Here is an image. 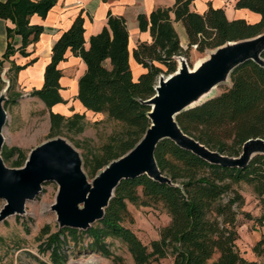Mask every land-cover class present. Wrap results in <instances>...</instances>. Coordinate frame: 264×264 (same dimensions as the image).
I'll use <instances>...</instances> for the list:
<instances>
[{"label": "trees", "instance_id": "trees-1", "mask_svg": "<svg viewBox=\"0 0 264 264\" xmlns=\"http://www.w3.org/2000/svg\"><path fill=\"white\" fill-rule=\"evenodd\" d=\"M190 1L174 0L171 7L156 8L147 17H136L138 31H148L150 37L149 43H137L131 50L135 64L145 70L136 80L131 76L127 31L120 17L108 14L106 26L89 37L87 48H84L82 19L76 17L52 45L49 62L43 70L42 85L28 93L29 97L40 100L47 110V139L69 132L78 134L84 128L83 114L72 113L64 117L50 111L53 105L65 103L58 93L60 72L57 64L64 60L67 49L85 66L77 80L75 99L86 112L103 114L122 126L120 134L110 137L98 153L82 156V167L90 178L139 141L149 126L146 117L149 107L143 102L153 96L159 74L167 76L174 72L175 57L190 48L202 53L226 42L253 38L264 31V0H234L233 9L258 15L254 23L243 19L227 20L222 9H213L210 5L202 14H197L189 10ZM55 2H0V19H7L13 25L5 32L7 45L0 56V71L2 62L15 53L27 56L25 48L35 43L42 32L40 26L28 25V17L44 18ZM176 22L181 24L186 36L184 49L172 26ZM13 35L20 37L16 49L10 44ZM260 58L264 61V49ZM26 65L17 66L10 61L3 109L18 97V94H12V89L16 74ZM229 82V88L180 112L174 120L183 134L207 150L237 157L244 141L259 138L264 142V67L245 61L231 71ZM3 86L0 79V90ZM0 157L3 162L10 161L13 168L21 167L25 160L21 149L15 146H2ZM153 159L159 173L169 183L157 182L144 175L122 180L114 188L101 218L88 228L62 227L48 235L45 230L43 233L47 237L39 249L48 253L51 264H65L63 245L66 235L75 241L77 234L89 239L87 250L90 253L111 258L117 264L120 260L108 250L105 239H115L123 244L133 264H149L167 256L172 258V264H252L241 258L234 246L236 209L243 204L238 187L244 185L251 189L260 209L253 223L264 226V155H253L241 168L222 167L209 164L164 139L156 144ZM127 204L136 207L159 205L167 214L168 224L148 246L142 245L123 225L129 219ZM251 252L264 263V233Z\"/></svg>", "mask_w": 264, "mask_h": 264}, {"label": "water", "instance_id": "water-1", "mask_svg": "<svg viewBox=\"0 0 264 264\" xmlns=\"http://www.w3.org/2000/svg\"><path fill=\"white\" fill-rule=\"evenodd\" d=\"M264 49V31L250 39L226 42L211 50L207 58L193 69H188L181 58H176L180 68L163 77L153 87L154 94L143 104L149 107L146 117L149 126L139 141L125 154L107 163L87 181L75 151L59 137L50 138L31 149L22 166L7 168L0 157V221L23 213L25 201L32 200L45 182H53L57 192L50 211L54 213L59 228L84 230L99 220L112 192L122 180L146 176L169 183L154 162L156 144L164 139L190 152L209 164L241 168L253 155H264V142L259 138L248 139L241 145L237 157H226L209 151L183 134L175 123V116L192 108L201 96L216 85L229 79L231 71L245 61L264 67L260 58ZM4 86L0 90V150L3 146L2 127L5 111Z\"/></svg>", "mask_w": 264, "mask_h": 264}, {"label": "rangeland", "instance_id": "rangeland-1", "mask_svg": "<svg viewBox=\"0 0 264 264\" xmlns=\"http://www.w3.org/2000/svg\"><path fill=\"white\" fill-rule=\"evenodd\" d=\"M210 52L211 50H205L198 53L190 48L183 55L175 57V64L176 58H181L186 67L191 70L197 63L204 61ZM160 76L165 77L166 75L159 74L156 81ZM229 86V79L226 78L208 93L201 96L195 103L217 96ZM14 90L15 88L12 89V94ZM15 99L13 104H9L4 108L6 117L1 131L4 139L3 146L20 148L26 158L31 149L48 140V118L45 111L40 109L34 101L25 99L19 103ZM81 114H83L84 128L80 133L69 132L57 137L77 153L81 162V170L87 181L90 182L92 178L82 167V156L98 153L100 146L109 142L110 137H117L120 134L122 126L106 119L103 114H92L90 112ZM9 162H3L4 166L13 169ZM56 192L57 186L55 183H43L34 198L25 201L22 214L9 216L0 221V264H51L48 253H42L39 246L48 234L59 228L54 213L50 211ZM238 192L243 198V204L236 209L235 231L237 238L234 242L235 250L247 262L264 264L260 257H256L251 252L252 246L264 233V226L259 227L253 223V219L260 213L257 200L249 187L240 185ZM3 204L4 201L0 199V209ZM126 210L129 219L123 225L144 246H148L150 241L156 240L159 230L169 222L167 214L159 205L136 207L127 204ZM44 227L47 229H43ZM45 230L48 232L47 235L43 233ZM77 237L74 241L71 236L66 235V243L63 245L66 254L65 264H117L111 258H104L97 253H90L87 250L89 239L85 235L80 236L77 234ZM104 242L113 256L119 258V264H133L123 244L109 238L105 239ZM250 255H253L254 258L251 261L246 259ZM149 264H172V258L167 256L163 259L152 260Z\"/></svg>", "mask_w": 264, "mask_h": 264}, {"label": "crops", "instance_id": "crops-1", "mask_svg": "<svg viewBox=\"0 0 264 264\" xmlns=\"http://www.w3.org/2000/svg\"><path fill=\"white\" fill-rule=\"evenodd\" d=\"M4 1L0 0V2ZM173 3L174 0H56L44 18L37 15L28 17V25L40 26L42 32L35 43L25 48L26 57H21L15 53L7 61L2 62L0 79L4 86H7L6 72L10 61H13L17 66L27 64L16 74L13 94H18V97L15 101L19 103L25 99L34 101L40 109L45 111L47 116V110L42 102L35 97H29L28 93L41 87L43 70L49 62L52 45L70 27L72 21L76 17H80L82 19L84 48H87L89 37L96 35L106 26V17L109 14L113 17H120L124 21L127 31L128 63L132 79L136 80L145 70L135 64L131 58V50L137 43L150 42L148 31H138L136 17L138 15L147 17L154 9L168 8ZM233 3L234 0H191L189 10L202 14L210 5L213 9H222L227 20L243 19L248 23H254L258 20V15L254 13L247 10L233 9ZM170 18H172L171 15ZM172 26L178 37L179 45L182 48L185 47L187 41L181 24L176 22L172 23ZM12 28L13 25L9 20L0 19V56L4 53L7 45L6 29ZM10 44L14 49L18 48L20 37L13 35L10 38ZM63 58L64 60L57 64V69L60 72L58 80L60 89L58 93L65 103L53 105L50 111L68 117L72 113L81 114L86 112L75 99L77 80L83 74L85 66L79 58L72 56L68 49L65 51ZM30 61L32 62L29 63ZM246 259L251 261L254 258L253 255H250Z\"/></svg>", "mask_w": 264, "mask_h": 264}, {"label": "bare ground", "instance_id": "bare-ground-1", "mask_svg": "<svg viewBox=\"0 0 264 264\" xmlns=\"http://www.w3.org/2000/svg\"><path fill=\"white\" fill-rule=\"evenodd\" d=\"M197 64H198V63H197ZM197 64H196V65H197ZM196 65H195V66H196ZM180 66H181V62L178 61V62H177V68H180Z\"/></svg>", "mask_w": 264, "mask_h": 264}]
</instances>
